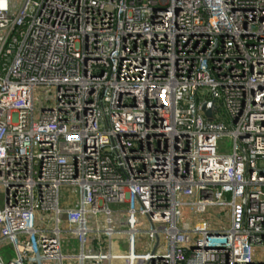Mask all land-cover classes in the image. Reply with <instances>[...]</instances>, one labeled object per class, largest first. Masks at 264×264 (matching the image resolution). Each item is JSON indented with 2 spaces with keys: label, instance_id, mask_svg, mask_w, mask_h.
Returning <instances> with one entry per match:
<instances>
[{
  "label": "built area",
  "instance_id": "2783aa9c",
  "mask_svg": "<svg viewBox=\"0 0 264 264\" xmlns=\"http://www.w3.org/2000/svg\"><path fill=\"white\" fill-rule=\"evenodd\" d=\"M5 245L0 264H264V0H0Z\"/></svg>",
  "mask_w": 264,
  "mask_h": 264
},
{
  "label": "rangeland",
  "instance_id": "374dc122",
  "mask_svg": "<svg viewBox=\"0 0 264 264\" xmlns=\"http://www.w3.org/2000/svg\"><path fill=\"white\" fill-rule=\"evenodd\" d=\"M221 147H222V151H223V153H229L230 151H231V148H232V142H231V140L230 139H228V138H223V139H221ZM64 194V193H63ZM67 193H66V197H67ZM218 215L219 214V209H215V211H214V213H213V215ZM204 218H206V216L204 217ZM211 218H212V215L210 214V219L209 220H211ZM220 221L222 222V224L224 223V215H222V217L220 218ZM222 227V226H221ZM165 229V226H158V230L159 231H161V230H164ZM165 238H166V236L164 235V234H161V242H162V245H165ZM141 240V239H140ZM144 241H145V239L144 238H142V243H144ZM0 254L2 255V256H4V258L6 257V256H10L11 258H14L15 257V255H14V251L12 250V248L11 247H9V246H2L1 248H0Z\"/></svg>",
  "mask_w": 264,
  "mask_h": 264
},
{
  "label": "water",
  "instance_id": "95a60500",
  "mask_svg": "<svg viewBox=\"0 0 264 264\" xmlns=\"http://www.w3.org/2000/svg\"><path fill=\"white\" fill-rule=\"evenodd\" d=\"M216 106L213 102H209L203 105L202 112L209 122L214 120L213 113L216 111Z\"/></svg>",
  "mask_w": 264,
  "mask_h": 264
},
{
  "label": "crops",
  "instance_id": "0c3cea01",
  "mask_svg": "<svg viewBox=\"0 0 264 264\" xmlns=\"http://www.w3.org/2000/svg\"><path fill=\"white\" fill-rule=\"evenodd\" d=\"M114 208H117V207H114ZM116 211V210H115ZM113 216L115 217L116 220H121L122 219V216H118L117 213L114 212ZM11 257L10 256H6L5 259H10ZM114 264H119V263H114Z\"/></svg>",
  "mask_w": 264,
  "mask_h": 264
}]
</instances>
